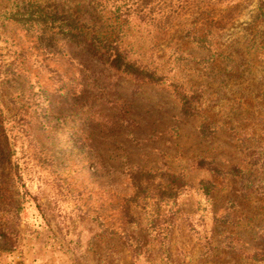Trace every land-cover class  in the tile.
I'll list each match as a JSON object with an SVG mask.
<instances>
[{"label":"rangeland","instance_id":"1","mask_svg":"<svg viewBox=\"0 0 264 264\" xmlns=\"http://www.w3.org/2000/svg\"><path fill=\"white\" fill-rule=\"evenodd\" d=\"M207 1L135 37L165 68L158 85L78 47L48 53L37 24L9 17L32 3L92 24L89 0H0V68L10 66L0 74V264H264V192L242 194L264 180V0ZM216 51L229 58L212 64ZM171 81L194 89L213 123L239 119L254 139L200 134ZM204 157L245 173L213 175L197 166ZM168 169L186 184L162 205L171 225L161 239L133 199V174Z\"/></svg>","mask_w":264,"mask_h":264},{"label":"trees","instance_id":"2","mask_svg":"<svg viewBox=\"0 0 264 264\" xmlns=\"http://www.w3.org/2000/svg\"><path fill=\"white\" fill-rule=\"evenodd\" d=\"M193 1L206 2L207 0H89L88 4L91 6L92 17H94L92 24L83 22L79 16L72 12L66 10L47 11L32 3L11 11L9 17L27 27L37 24L36 28L40 31L38 38L44 42L42 43L48 49V53H58L62 47L65 49L68 46L78 47L85 54L95 56L108 68L130 77L134 81L159 85L164 84L167 80L164 73L165 68L163 65H158L152 56H146L141 52V45H137L135 37L143 31H162L171 27L174 19L184 7ZM96 22L99 24L97 25ZM215 53L216 56L212 59V64L219 56L221 59L229 58L227 53L217 51ZM202 62L205 61L202 60ZM8 67L0 68V74H6L9 70ZM11 71L10 74L15 72V70ZM168 84L174 90L181 105V113L200 119L198 131L203 136L212 137L224 130L238 136L244 144L254 139L249 133L239 132V119L237 121L225 120V123L220 125L213 123L211 116L207 115L205 111H201L198 106L200 100L193 93L194 89L187 90L178 87L172 81ZM257 106L264 108V104L258 103ZM238 108H240V104H238ZM226 116L228 115L226 114ZM1 126L0 123V143L7 139ZM249 163L254 168L258 166L257 161ZM197 166L205 168L213 175L240 176L245 173V169L241 165L233 164L224 168L206 157L199 159ZM15 175L20 179L17 171H15ZM133 179L135 189L133 199L136 203H143V206L146 207L144 209V213L146 212L145 221L148 224L146 229L154 231L156 236L164 239L166 235L163 237L160 235L162 232L168 231L171 219L170 213H168V217H165V214L161 215L163 213L162 205L176 200L186 183L178 173L170 169L136 171L133 174ZM257 181V185L245 186L242 189V194L259 193L262 195L264 180L257 179ZM201 187L206 194H210L215 188V183L205 179L201 182ZM0 196H2V192H0ZM2 209L0 204V211ZM129 246L133 245L129 244ZM143 246L142 242L137 241L132 250L139 254Z\"/></svg>","mask_w":264,"mask_h":264}]
</instances>
